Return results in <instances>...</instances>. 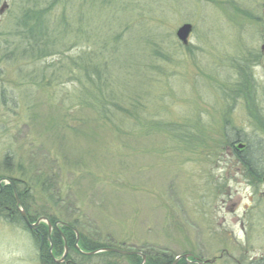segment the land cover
<instances>
[{"label":"rangeland","instance_id":"obj_1","mask_svg":"<svg viewBox=\"0 0 264 264\" xmlns=\"http://www.w3.org/2000/svg\"><path fill=\"white\" fill-rule=\"evenodd\" d=\"M36 1L64 33L31 56L23 11ZM263 7L0 0V178L16 181L33 219L71 224L83 251L264 263ZM5 208L0 264H47V244ZM128 256L74 259L135 264Z\"/></svg>","mask_w":264,"mask_h":264},{"label":"trees","instance_id":"obj_2","mask_svg":"<svg viewBox=\"0 0 264 264\" xmlns=\"http://www.w3.org/2000/svg\"><path fill=\"white\" fill-rule=\"evenodd\" d=\"M39 2L40 1H36L32 4V6H34V8L23 11V15H24L23 20H25L24 24L28 26L30 34H29V36L25 35V37L21 36L22 43H24L22 45V50L29 53L31 56L36 54V53H41V55H46L47 53L52 52L53 49H52L51 45H52L53 38H55L56 35H58L60 33H62V35L64 33V31L59 29V27L55 26L53 28L52 25L49 26L47 20H44V10L49 11V9H43L45 6L40 5ZM54 2H55V0H54ZM51 4H53V1H52V3L48 4L47 7L51 6ZM28 24H31V25H28ZM67 33H68V31H67ZM85 71L86 72L84 73V79H85L86 75H89V73L87 72L86 69H85ZM100 73L102 75L101 71H100ZM98 86L100 87V89L102 91V90H105L104 87H106L107 84H106V82H103V83L100 82L96 85V87H98ZM106 99H108V98H105L104 100H106ZM111 104L118 106V104L116 103L115 100H114V102H111ZM6 160L7 159H5L4 163H7ZM13 182L15 184L18 197L20 198L21 192L18 190L16 181L13 180ZM8 206H10V208H13L14 213H16V215L20 217L19 212L17 210V207L15 205V196H14L13 190L11 189L10 186H4L2 191L0 192V212H1V210H3L2 208L8 207ZM23 207H24L25 211L27 212L26 207L25 206H23ZM27 216H28L29 221H31V222L35 221L37 219V218L33 219L32 217H30L28 212H27ZM20 219H21V217H20ZM49 220L51 222L54 221L53 219H49ZM61 229H62L63 235L65 237L66 245L68 246V248L70 250L69 255H67L65 262H63L61 264H76L78 262L74 259L73 256H74V254H78V253L76 252V249L74 247V243H75L74 232L72 231V229L70 227H62ZM37 234H39V235L41 234L43 236V245L47 244L46 245V253H45V257L47 259V264H55L54 262H52V259L50 258L49 254L47 252L49 242L47 241V238H46L47 227L44 223H41L37 227ZM51 242H52V254H53V256L56 257L58 255V257H59L63 252V246H64V242H63L61 235L57 232H54V235L51 236ZM83 248L87 251L94 250V248H88L87 249L85 246H83ZM144 254L146 255L145 264H171L172 260L174 259L173 256L165 254V253H161L160 255H156L155 257L148 256L146 253H144ZM115 255H118V254H115ZM120 256H123V255H120ZM128 257L135 264L141 260L140 257H138L134 254L130 255ZM177 264H187V263L183 259H181L177 262ZM255 264H264V263H263V261H258Z\"/></svg>","mask_w":264,"mask_h":264},{"label":"water","instance_id":"obj_3","mask_svg":"<svg viewBox=\"0 0 264 264\" xmlns=\"http://www.w3.org/2000/svg\"><path fill=\"white\" fill-rule=\"evenodd\" d=\"M262 14L264 16V8L262 10ZM191 30H192V26L189 24V23H184L182 24L181 26H179L176 31H175V35L177 37V39L183 44V45H187L188 43V37L191 33ZM264 48V44L261 46V49ZM16 199H17V196L15 195ZM16 203L19 204V200L17 199L16 200ZM20 210V213L23 217V219L25 220V222L27 223V225L31 228V227H34L33 224H30L26 218V215H25V212L22 208H19ZM41 220H44L46 221L47 225H48V228L50 229L51 228V224L48 222V220L45 218V217H41L37 220L36 224L41 221ZM76 246H77V238H76ZM79 250V249H78ZM80 251V250H79ZM66 252V251H65ZM63 253L61 260H63L64 256L66 253ZM81 252V251H80ZM98 252H114V253H119V254H124V255H131V254H137L141 257V261L139 264H144L145 260H146V257L143 253L141 252H137V251H128V250H123V249H119V248H115V247H103V248H99L97 250H94V251H91V252H81L83 254H95V253H98ZM190 257V254H182V255H178L176 256L172 263L171 264H176L180 259H184L186 261V263L190 264V263H195V264H204V263H208L210 262V260H203V261H200V260H197L196 258L192 259V260H189L188 258Z\"/></svg>","mask_w":264,"mask_h":264},{"label":"flooded vegetation","instance_id":"obj_4","mask_svg":"<svg viewBox=\"0 0 264 264\" xmlns=\"http://www.w3.org/2000/svg\"><path fill=\"white\" fill-rule=\"evenodd\" d=\"M37 227H38V226L35 227L36 232H37ZM54 232H57V231H55V229H53V230L51 231V233H50V236H53V235H54ZM48 237H49V234L47 233V238H48Z\"/></svg>","mask_w":264,"mask_h":264}]
</instances>
